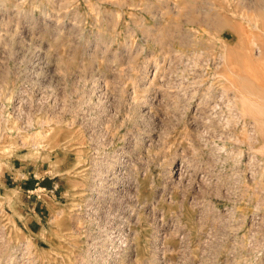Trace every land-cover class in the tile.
I'll list each match as a JSON object with an SVG mask.
<instances>
[{
  "label": "rangeland",
  "instance_id": "374dc122",
  "mask_svg": "<svg viewBox=\"0 0 264 264\" xmlns=\"http://www.w3.org/2000/svg\"><path fill=\"white\" fill-rule=\"evenodd\" d=\"M0 264H264V0H0Z\"/></svg>",
  "mask_w": 264,
  "mask_h": 264
}]
</instances>
